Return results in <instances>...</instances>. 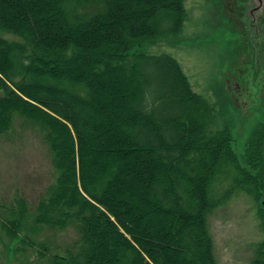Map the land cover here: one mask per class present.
I'll use <instances>...</instances> for the list:
<instances>
[{
    "label": "trees",
    "instance_id": "1",
    "mask_svg": "<svg viewBox=\"0 0 264 264\" xmlns=\"http://www.w3.org/2000/svg\"><path fill=\"white\" fill-rule=\"evenodd\" d=\"M184 2L0 0V134L14 113L42 125L57 170L35 226L19 200L4 235L31 246L26 231L75 226L50 264H216L207 218L237 192L264 233V120L240 161L179 63L144 50L181 32Z\"/></svg>",
    "mask_w": 264,
    "mask_h": 264
},
{
    "label": "rangeland",
    "instance_id": "2",
    "mask_svg": "<svg viewBox=\"0 0 264 264\" xmlns=\"http://www.w3.org/2000/svg\"><path fill=\"white\" fill-rule=\"evenodd\" d=\"M184 5L187 16L181 32L144 50L167 54L179 63L194 92L213 106L217 126L229 129L232 149L241 161L252 129L264 120V0L258 10L255 0H185ZM56 176L42 125L14 113L10 128L0 134V221L11 217L24 200L26 229L34 227L36 206ZM226 186L216 183L214 196ZM207 228L216 264H251L264 236L256 204L242 192L212 211ZM26 234L33 245L11 240L0 225V264H50L51 255H66L79 240L72 225H42L37 233ZM39 245L45 247V256Z\"/></svg>",
    "mask_w": 264,
    "mask_h": 264
},
{
    "label": "flooded vegetation",
    "instance_id": "3",
    "mask_svg": "<svg viewBox=\"0 0 264 264\" xmlns=\"http://www.w3.org/2000/svg\"><path fill=\"white\" fill-rule=\"evenodd\" d=\"M258 1H260V0H256V2H258Z\"/></svg>",
    "mask_w": 264,
    "mask_h": 264
}]
</instances>
